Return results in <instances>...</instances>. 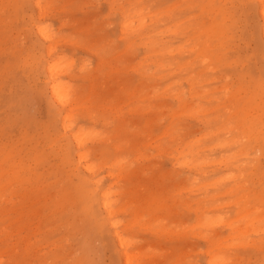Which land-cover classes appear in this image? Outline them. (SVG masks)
Segmentation results:
<instances>
[{
    "label": "rangeland",
    "instance_id": "1",
    "mask_svg": "<svg viewBox=\"0 0 264 264\" xmlns=\"http://www.w3.org/2000/svg\"><path fill=\"white\" fill-rule=\"evenodd\" d=\"M45 1L49 5V18L46 17L43 22L44 24L50 23L49 27L51 26L50 28L53 31L56 28L54 33L61 38L56 53H65V58L71 59L70 61L75 63L72 66L75 77L71 82L81 93V99L83 98L81 104L86 112L85 116L78 117L76 122L80 126H86L85 130L95 131L94 134L97 133L96 136L100 138L99 142L90 144V146L94 145L93 148H98L94 151L92 157L95 162L105 165L101 164L102 167L100 168L102 169L95 173V178L97 176L99 178L98 186L92 188L90 185V188L97 193L103 190H112L110 198L114 202L113 209L115 210L113 220L117 218L115 221L118 222V229L128 238L129 244L131 243L129 251L133 253L138 250L137 253L140 254L137 255L136 259L138 264H207L206 260L209 257L207 250L209 249L213 251L215 257H219L220 254V258L221 256L222 259L224 258V264H264V233H261V229H264V141L261 140V143L252 142L248 136L249 126L254 125L255 128L258 126V129L263 126L256 119L263 111L262 104H264V101L258 94L254 95L253 103L245 104L247 101L245 92L243 89H238L241 85H249L252 78L263 77L264 41L259 31L261 23L257 5L259 0H211L210 6L205 4L207 0H169L170 2L168 0H141L142 2L140 0ZM61 3L64 6H60ZM0 5V139L3 143L15 141L21 150L24 148L33 151V146L36 145L42 152L41 157L38 159L34 158V154H31L29 158L24 156L25 168H21L20 172L26 180L32 178V185H29L28 182L14 183L15 186L11 191L6 189L10 188L6 184L0 187V189H3L5 200L0 201V264H28V262L29 264H124L119 247L112 238V228L107 222L101 233L93 227L95 224L90 227L86 223L87 220L92 222L93 218L87 219L74 206L62 203V201L61 204L58 202L57 196L61 190L76 185L79 176H88V174L80 167L75 171L74 164L63 161L57 153V143L52 142L57 133H54L53 126L50 127L49 125L48 105L43 91L44 73L34 63L35 58L37 59L39 54L43 52L38 47H32V52L29 48L30 43L36 39L34 34H31L33 33L31 24L37 17V11L33 9L30 1L25 0H0ZM55 5L56 8L53 7ZM128 8L130 9L128 10ZM133 8H136V10L143 9L142 13L138 15L147 17L145 28L142 32L134 31L135 33L132 32V34L128 30V33L122 34L121 23L124 12L133 11L136 13L137 11ZM150 13L159 17H156L157 19L155 17L148 18L147 15H151ZM63 17L68 20L65 21ZM217 23H222L225 26L221 31L222 42L212 34L215 31L209 33V35L211 43L217 44L218 56L221 59H217L215 56L202 57L198 50L203 47L205 35L203 37L197 35L199 29L203 27L206 30L211 25L215 28ZM6 24L10 25L9 28ZM82 27L84 30H82ZM171 27L175 29V33H172L173 29ZM1 28H3V31ZM147 35H152L159 41L152 49H150L151 44H145ZM63 39L67 41H63ZM71 40L74 42L72 43ZM65 42H68V45ZM161 47L164 50H161ZM181 47L182 49H180ZM131 53L132 55H130ZM106 54L109 55L106 57ZM143 54L145 57H143ZM133 62L135 64H131ZM187 64L188 66H186ZM171 65L172 69L170 68ZM170 72L171 75H169ZM39 74L42 76H39ZM190 85L191 87L188 88ZM225 85H228V90L224 87ZM215 86L220 89L217 90ZM146 96H149L150 99ZM159 102L160 104H158ZM139 105L141 106L139 107ZM107 107H110V109ZM200 111H204L205 114ZM176 119L178 120L176 121ZM176 123H179L180 128ZM188 123L189 125H187ZM184 126L190 130H186ZM103 131L106 133V137ZM262 131H264V128H262ZM123 132L124 134H122ZM184 133L186 136H184ZM196 135L198 138L195 140ZM202 135L204 136L202 137ZM150 141L153 142L148 145L147 143ZM115 143L117 144L115 145ZM188 143L193 145V152L198 151V154L202 156L199 160H203V163L198 172L182 166L183 164L180 163L181 158L179 162L173 158V156H177L178 149L186 151L184 147ZM117 161L120 164L119 170L123 169L120 181L114 176L109 177L107 175L109 168L106 167L108 164ZM209 162H212L213 165ZM251 171H254V173ZM185 174L186 176H184ZM215 179H219V181H215ZM31 187H34L37 191V194L33 197L28 196L29 192H25ZM189 188H192L190 189L191 192ZM24 195L27 196L23 198ZM121 205L124 206V209ZM212 207L214 208L211 209ZM95 208L96 206L93 209ZM95 211L102 212L99 208ZM45 213L47 216L49 214H55V216L45 220ZM243 213L244 215H240ZM220 214H222L221 218ZM238 218L239 220H237ZM255 218L257 219L254 220ZM226 221L227 224H225ZM215 222L219 223L213 224ZM220 223L221 225H219ZM131 224L132 226H130ZM143 226H146L144 227L146 229ZM257 229L258 232L253 234L252 231ZM44 244H47V246H44ZM238 244L241 246H238ZM42 251L43 254H41ZM5 253L6 255H4ZM187 261L190 262L187 263ZM219 264L223 263L220 262Z\"/></svg>",
    "mask_w": 264,
    "mask_h": 264
},
{
    "label": "bare ground",
    "instance_id": "2",
    "mask_svg": "<svg viewBox=\"0 0 264 264\" xmlns=\"http://www.w3.org/2000/svg\"><path fill=\"white\" fill-rule=\"evenodd\" d=\"M6 1V0H5ZM25 1H30L31 3H32V6H33V9H35L36 11H37V17L35 18V20H33L32 21V24H31V30L33 31V33H31V34H34V36H35V38L37 39H35L34 41H32L31 43H30V45H29V48H30V51L32 52V47L34 48V47H38V48H40L41 50H42V54H39V57H37V59L35 58V60H34V63L37 65V67L38 68H40L41 69V71L44 73V85H43V91H44V95H45V98H46V102H47V105H48V116H49V119H50V121H49V125H50V127H52L53 126V129H54V133H57V135H56V137L53 139V141L52 142H55V143H57V153H59V155L61 156V159L63 160V161H67V162H71L72 164H74V168H75V171H77V168L78 167H80V168H82L83 169V171H85L87 174H88V176H79V180H78V183L76 184V185H72L70 188H67V189H63V190H61L60 191V193L58 194V196H57V198H58V202L61 204V201H62V203H67V205H71V206H74L75 208H77L78 210H80L81 211V214H82V216H84V217H86L87 219H89V218H93V221L91 222L90 220H87L86 221V223L91 227L93 224H95V225H93V227L97 230V231H101V233L103 232V227H104V225L106 224V222H107V224H109V226L112 228V230H111V233H112V238H113V240L115 241V244L119 247V252H120V255H121V257H123V263L124 264H138V262H137V255L139 254V253H137V251L138 250H135L133 253H131L130 251H129V245L131 244H129V241H128V238H126L123 234H122V232L118 229V222L117 221H115V220H113V217L115 216V210L113 209V204H114V202H113V200H111V191L110 190H103V191H101V192H99V193H97L94 189H92V188H95L96 186H98V180H99V178H95V173L97 172V171H99L100 169H102V168H100V167H102V165H105V164H99V163H97V162H95L94 160H93V154H94V151L95 150H98V148H93V146L94 145H91L90 146V144H92V143H96V142H99L100 141V138H98L97 136H96V134H94L95 133V131H93V132H91V131H88V130H85V127L86 126H84L83 125V123H86V122H83L82 123V125L83 126H80V125H78L77 124V122L76 121H78L77 120V118L78 117H83V116H85V114H86V112L84 111V108H83V105L81 104V100L83 99H81V93L78 91V89L75 87V86H73V84H72V82H71V80L75 77V73L73 72V70H72V66H73V64H75L74 62H72V61H70L71 59H66L65 57V53L64 54H57L56 52H58L57 51V46H59V44L61 43L60 42V40H61V38L60 37H58L55 33H54V31H55V29H54V31L49 27V24L50 23H48V24H44V22H43V20L46 18V17H48V7H49V5H48V3H47V1H45V0H25ZM52 1V0H51ZM73 1V0H72ZM79 1V0H78ZM109 1V0H108ZM127 1V0H126ZM158 1V0H157ZM161 1V0H160ZM169 1V0H168ZM106 2V1H105ZM121 2H123V1H121ZM133 2V1H132ZM135 2V1H134ZM140 2H142L141 0H140ZM170 2V1H169ZM175 2V1H174ZM179 2V1H178ZM177 2V3H178ZM181 2V1H180ZM194 2H197V1H194ZM211 2V0H207L206 1V5H209L210 6V4L212 3H210ZM74 3V2H73ZM112 4H113V2H111ZM111 3H110V5H111ZM118 3H120V2H118ZM129 3V2H128ZM148 3V2H147ZM154 3V2H153ZM167 3V2H166ZM165 3V4H166ZM5 4V3H4ZM57 4V3H56ZM65 4V3H64ZM70 4V3H69ZM97 4V3H96ZM104 4H106V3H104ZM132 4V3H131ZM134 4V3H133ZM136 4H138V3H136ZM164 4V6H166ZM26 5V4H25ZM54 5V4H53ZM61 5H63L62 3L60 4V6ZM71 5V4H70ZM120 5V4H119ZM138 5H140V4H138ZM142 6H143V4H141ZM174 5V4H173ZM187 5V4H186ZM190 5H192V4H190ZM240 5V4H239ZM258 5V15H259V17H260V19H261V23H260V25H259V31H260V35H261V37H262V39H263V41H264V0H259V4H257ZM1 6V5H0ZM10 6V5H9ZM64 6V5H63ZM73 6V5H72ZM130 6V5H129ZM137 6V5H136ZM144 6H145V4H144ZM176 6V5H175ZM188 6V5H187ZM16 7H18V6H16ZM26 7H28V6H26ZM51 7H52V5H51ZM53 7H55L56 8V5L55 6H53ZM58 7V6H57ZM120 7V6H119ZM131 7H132V5H131ZM141 7V6H140ZM152 7V6H151ZM173 7V6H172ZM203 7V6H202ZM54 8V9H55ZM62 8V7H61ZM73 8V7H72ZM71 8V9H72ZM108 8V7H107ZM137 8V7H136ZM136 8H133V10L135 9L136 10ZM154 8V7H153ZM165 8H167V6L165 7ZM164 8V9H165ZM184 8V7H183ZM3 9V8H2ZM52 9V8H51ZM58 9V8H57ZM130 8H128V10H129ZM160 9V8H159ZM163 9V8H162ZM168 9H169V7H168ZM172 8H171V6H170V10H171ZM179 9H181V8H179ZM60 10V9H59ZM63 10V9H62ZM61 10V11H62ZM66 10V9H65ZM124 10V9H123ZM149 10V9H148ZM158 10V9H157ZM60 11V12H61ZM109 11V10H108ZM107 11V12H108ZM111 11V10H110ZM137 12L136 13H134L133 11H125L124 12V16H123V21H122V23H121V32H122V34H124V33H128L127 31L128 30H130L131 31V33L132 32H142L143 30H144V28H145V23H146V19H147V17H144V16H141V15H138V14H141L142 13V11H143V9H138V10H136ZM154 11V10H153ZM23 12V11H22ZM54 12V11H53ZM62 12H64V11H62ZM157 12V11H156ZM158 12H160V11H158ZM165 12V11H164ZM9 13V12H8ZM13 13V12H12ZM33 14H34V11L32 12ZM65 13V12H64ZM67 13V12H66ZM121 13V12H120ZM119 13V14H120ZM149 13V12H148ZM55 14V13H54ZM151 14V13H150ZM4 15V14H3ZM22 15V14H21ZM35 15H36V13H35ZM108 15V14H107ZM116 15H117V13H116ZM115 15V16H116ZM142 15H144V14H142ZM166 15H167V13H166ZM54 16V15H53ZM52 16V17H53ZM56 16V15H55ZM147 16H149L148 18H153V17H157L155 14H151V15H147ZM67 17H68V15H67ZM118 17V16H117ZM116 17V18H117ZM159 17V16H158ZM157 17V18H158ZM188 17V16H187ZM190 17V16H189ZM49 18V17H48ZM64 18V20H65V17H63ZM156 18V19H157ZM184 18H186V17H184ZM191 18V17H190ZM189 18V19H190ZM193 18V17H192ZM1 19V18H0ZM18 19V18H17ZM73 19V18H72ZM120 19V18H119ZM183 19V18H182ZM257 19V18H256ZM259 19V20H260ZM22 20H23V18H22ZM68 19H66L65 21H67ZM187 20V19H186ZM24 21V20H23ZM53 21H55V20H53ZM153 21V20H152ZM151 21V22H152ZM19 22V21H18ZM26 22V21H25ZM46 22V21H45ZM113 22V21H112ZM112 22H110V23H112ZM116 22V21H115ZM115 22H114V24H115ZM118 22V21H117ZM181 22V21H180ZM239 22V21H238ZM8 23H10V22H8ZM27 23V22H26ZM62 23V22H61ZM67 23H69V22H67ZM86 23V22H85ZM91 23H93V22H91ZM161 23H163V22H161ZM212 23V22H211ZM12 24V23H11ZM56 24V23H55ZM65 24H66V22H65ZM75 24V23H74ZM213 24V23H212ZM7 25V24H6ZM16 25V24H15ZM59 25H60V23H59ZM83 25H84V23H83ZM8 26V25H7ZM10 26V25H9ZM9 26H8V28H9ZM90 26V25H89ZM109 26V25H108ZM175 26H176V24H175ZM174 26V27H175ZM24 27H28V26H24ZM30 27V26H29ZM66 27H68V26H66ZM70 27V26H69ZM71 27H72V25H71ZM74 27H76L75 25H74ZM113 27V26H112ZM169 27V26H168ZM224 24H222V23H217V24H215V28H214V26L213 25H211V27H209L208 29H206L205 30V28L203 29V27L202 28H198L199 29V32H198V34L197 35H199L200 37H203L204 35H205V38L203 39V47L202 48H200L199 50H198V52H199V54L202 56V57H211V56H215L217 59H221V57H219L218 56V54H219V50H217V48H216V46H217V44L216 43H211V40H210V35H209V33H211V32H213V31H215L214 33H212L213 35H215V37L216 38H218V39H220L221 40V42H222V37H221V35H222V30L224 29ZM22 28V27H21ZM61 28V27H60ZM80 28V27H79ZM151 28V27H150ZM170 28V27H169ZM172 28V27H171ZM2 29V31H3V28H1ZM5 29V28H4ZM11 29H13V28H11ZM58 29H59V27H58ZM76 29V28H75ZM95 29H96V27H95ZM99 29V28H98ZM156 29V28H155ZM161 29H163V28H161ZM173 29V28H172ZM16 30V29H15ZM21 30V29H20ZM82 30H84L83 29V27H82ZM150 30V29H149ZM11 31V30H10ZM68 31V30H67ZM94 31V30H93ZM92 31V32H93ZM102 30L100 29V32H101ZM119 31V30H118ZM129 31V32H130ZM158 31H160V30H158ZM157 31V32H158ZM162 32H163V30H161ZM184 31V30H183ZM187 31V30H186ZM218 31H220L219 33H217ZM6 32V31H5ZM19 32V31H18ZM24 32V31H23ZM66 32V31H65ZM80 32V31H79ZM120 32V31H119ZM120 32V33H121ZM134 32V33H135ZM156 32V31H155ZM172 32V31H171ZM246 32V31H245ZM244 32V33H245ZM248 32V31H247ZM9 33V32H8ZM57 33V32H56ZM61 33V32H60ZM94 33H95V31H94ZM93 33V34H94ZM148 33V32H147ZM152 33V32H151ZM167 33H168V31H167ZM172 33H175V29H173V32ZM201 33V34H200ZM30 34V33H29ZM62 34H63V32H62ZM87 34V33H86ZM91 34V33H90ZM121 34V35H122ZM133 34V33H132ZM141 34V33H140ZM164 34V33H163ZM166 34V33H165ZM61 35V34H60ZM149 35V34H148ZM147 35V36H148ZM162 35V34H161ZM16 36V35H15ZM122 36H124V35H122ZM29 37V36H28ZM31 37H32V35H31ZM125 37V36H124ZM145 37V36H144ZM246 37V36H245ZM66 38V37H65ZM244 38V37H243ZM33 39V38H32ZM67 39V38H66ZM66 39H63V41H65ZM140 39V38H139ZM69 40V39H68ZM88 40H90V39H88ZM112 40V39H111ZM120 40V39H119ZM146 40V41H145ZM145 44H151V47H150V49H152V47L156 44V43H158L159 41H157L155 38H154V36H148V37H146L145 38ZM67 41V40H66ZM72 41V43L75 41V39H74V41L73 40H71ZM91 41V40H90ZM106 41V40H105ZM130 41V40H129ZM236 41V40H235ZM18 42H19V40H18ZM60 42V43H59ZM107 42V41H106ZM109 42V41H108ZM132 42V41H131ZM65 43H67V45H68V42H65ZM78 43H79V41H78ZM84 43H86L85 41H84ZM102 43H104V42H102ZM101 43V44H102ZM113 43V42H112ZM64 44V43H63ZM76 44V43H75ZM114 44V43H113ZM165 44H166V42H165ZM197 44V43H196ZM199 44V43H198ZM255 44V43H254ZM73 45V44H72ZM71 45V46H72ZM77 45V44H76ZM109 45V44H108ZM131 45V44H130ZM129 45V46H130ZM136 45V44H135ZM170 45V44H169ZM1 46V45H0ZM5 46H8V45H5ZM70 46V45H69ZM70 46V47H71ZM74 46V45H73ZM80 46V45H79ZM92 46V45H91ZM104 46V45H103ZM110 46V45H109ZM108 46V47H109ZM113 46V45H112ZM180 46V45H179ZM24 47V46H23ZM77 47H78V45H77ZM82 47V46H81ZM90 47V46H89ZM114 47V46H113ZM123 47H125V46H123ZM126 47H128V46H126ZM143 47V46H142ZM194 47V46H193ZM193 47H191V48H193ZM254 47V46H253ZM63 48V47H62ZM61 48V49H62ZM79 48V47H78ZM98 48V47H97ZM134 48V47H133ZM166 48V47H165ZM170 48V47H169ZM252 48V47H251ZM254 48H256V47H254ZM4 49V48H3ZM36 49V48H35ZM34 49V50H35ZM65 49V48H64ZM115 49V48H114ZM167 49V48H166ZM172 49H173V47H172ZM172 49H170V51H172ZM180 49H182V47L180 48ZM245 49V48H244ZM38 50V49H37ZM84 50V49H83ZM90 50V49H89ZM116 50V49H115ZM123 50V49H122ZM126 50V49H125ZM135 50H137V49H135ZM138 50H140V49H138ZM161 50H164V49H162V47H161ZM183 50H185V49H183ZM187 50V49H186ZM217 50V51H216ZM17 51V50H16ZM40 51V50H39ZM67 51H70V50H67ZM155 51H156V49H155ZM170 51L168 50V52L170 53ZM246 51V50H245ZM255 51V50H254ZM28 52V51H27ZM38 52V51H37ZM75 52H77V50H75ZM82 52V51H81ZM113 52H114V50H113ZM112 52V53H113ZM118 52V51H117ZM137 52V51H136ZM135 52V53H136ZM141 52V51H140ZM164 52V51H163ZM173 52H176V51H173ZM14 53V52H13ZM18 53V52H17ZM16 53V54H17ZM26 53V52H25ZM24 53V54H25ZM60 53V52H59ZM62 53V52H61ZM94 53V52H93ZM111 53V52H110ZM120 53V52H119ZM138 53V52H137ZM136 53V54H137ZM143 53V52H142ZM152 53V52H151ZM167 53V52H166ZM88 54V53H87ZM90 54V53H89ZM92 54V53H91ZM127 54H129V53H127ZM156 54V53H155ZM158 54V53H157ZM162 54V53H161ZM168 54V53H167ZM172 54H174V53H172ZM171 54V55H172ZM23 55V54H22ZM95 55V54H94ZM109 55V54H108ZM107 54H106V57L108 56ZM113 55V54H112ZM111 55V56H112ZM130 55H132V53L130 54ZM129 55V56H130ZM146 55V54H145ZM151 55V54H150ZM14 56V55H13ZM32 56V55H31ZM71 56V55H70ZM110 56V57H111ZM124 56V55H123ZM134 56V55H133ZM137 56V55H136ZM147 56H148V54H147ZM2 57V56H1ZM23 57V56H22ZM30 57V56H29ZM93 57V56H92ZM124 57H126V56H124ZM143 57H145L144 56V54H143ZM7 58V57H6ZM11 58V57H10ZM21 58V57H20ZM68 58V57H67ZM73 58V57H72ZM112 58V57H111ZM132 58V57H131ZM1 59H3V58H1ZM74 59V58H73ZM72 59V60H73ZM100 59V58H99ZM129 59V58H128ZM144 59V58H143ZM22 60V59H21ZM67 60H69L70 62H68ZM75 60H76V57H75ZM74 60V61H75ZM85 60V59H84ZM132 60V59H131ZM133 60H135V59H133ZM152 60V59H151ZM193 60V59H192ZM1 61V60H0ZM2 61H4V60H2ZM100 61H102L101 59H100ZM100 61H99V63H100ZM114 61V60H113ZM14 62V61H13ZM17 62H20V61H17ZM138 62V61H137ZM150 62V61H149ZM2 63V62H1ZM82 63H86V62H82ZM124 63V62H123ZM128 63H130V62H128ZM143 63V62H142ZM153 63V62H152ZM187 63V62H186ZM251 63V62H250ZM258 63V62H257ZM101 64V63H100ZM131 64H135L134 62L133 63H131ZM148 64V63H147ZM163 64V63H162ZM125 65V64H124ZM130 65V64H129ZM158 65V64H157ZM169 65V64H168ZM182 65V64H181ZM194 65V64H193ZM245 65V64H244ZM253 65V64H252ZM255 65V64H254ZM90 66V64L88 65V67ZM100 66V65H99ZM128 66V65H127ZM148 66V65H147ZM186 66H188V64L186 65ZM192 66V65H191ZM256 66V65H255ZM254 66V67H255ZM75 67H76V65H75ZM74 67V68H75ZM119 68H120V66H118ZM122 67V66H121ZM125 67V66H124ZM133 67V66H132ZM136 67V66H135ZM139 67V66H138ZM149 67V66H148ZM167 67V66H166ZM181 67V66H180ZM179 67V68H180ZM81 68V67H80ZM100 68V67H99ZM152 68V67H151ZM171 69H172V65H171V67H170ZM39 69V70H40ZM95 69V68H94ZM116 69V68H115ZM143 69H144V67H143ZM153 69V68H152ZM156 69V68H155ZM206 69H207V67H206ZM38 70V71H39ZM76 70V69H75ZM74 70V71H75ZM85 70V69H84ZM119 70V69H118ZM120 70H122V69H120ZM130 70H131V67H130ZM135 70V69H134ZM137 70V69H136ZM150 70V69H149ZM177 70V69H176ZM24 71V70H23ZM35 71V70H34ZM33 71V72H34ZM80 71V70H79ZM146 71V70H145ZM151 71V70H150ZM155 71V70H154ZM153 71V72H154ZM167 71V70H166ZM169 71V70H168ZM76 72V71H75ZM117 72V71H116ZM152 72V73H153ZM161 72V71H160ZM231 72V71H230ZM256 72V71H255ZM17 73V72H16ZM109 73V72H108ZM173 73V72H172ZM32 74H34V73H32ZM169 74V73H168ZM256 74H258V73H256ZM93 75V74H92ZM147 75V74H146ZM150 75V74H149ZM169 75H171V72H170V74ZM192 75V74H191ZM39 76H42V75H40L39 74ZM95 77H96V75H94ZM93 76V77H94ZM107 76V75H106ZM141 76V75H140ZM145 76V75H144ZM161 76V75H160ZM197 76H198V74H197ZM257 76V75H256ZM35 77H36V75H35ZM38 77V76H37ZM80 77H82V76H80ZM121 77V76H120ZM154 77H155V75H154ZM157 78H158V75L156 76ZM15 78V77H14ZM41 78V77H40ZM130 78V77H129ZM212 78H214V77H212ZM251 78V77H250ZM15 79H17V78H15ZM32 79V78H31ZM35 79V78H34ZM39 79V78H38ZM42 79V78H41ZM92 79V78H91ZM215 79V78H214ZM263 79V80H262ZM28 80H29V78H28ZM37 80V79H36ZM176 80V79H175ZM210 80V79H209ZM8 81V80H7ZM16 81V80H15ZM43 81V80H42ZM104 81V80H103ZM109 81V80H108ZM171 81H173V80H171ZM178 81V80H177ZM185 81V80H184ZM212 81V80H211ZM11 82V81H10ZM30 82V81H29ZM41 82V81H40ZM97 83H98V81H96ZM170 82V81H169ZM178 82H180V81H178ZM190 82V81H189ZM189 82H188V84H189ZM2 83V82H1ZM24 83V82H23ZM31 83V82H30ZM29 83V84H30ZM143 83V82H142ZM155 83V82H154ZM200 83V82H199ZM202 83H204V82H202ZM84 84H85V82H84ZM96 84V83H95ZM103 84H105V83H103ZM120 84V83H119ZM123 84V83H122ZM148 84V83H147ZM156 84V83H155ZM169 84V83H168ZM180 84H182V83H180ZM97 85V84H96ZM145 85V84H144ZM165 85V84H164ZM173 85V84H172ZM193 85V84H192ZM196 85H197V83H196ZM199 85V84H198ZM9 86V85H8ZM14 86V85H13ZM16 86H18V85H16ZM31 86V85H30ZM35 86V85H34ZM94 86V85H93ZM99 86V85H98ZM104 86V85H103ZM152 86H154V85H152ZM169 86V85H168ZM185 86V85H184ZM217 86V85H216ZM216 86H215V88H216ZM228 86V85H227ZM226 85L224 86V87H226L227 88V90H228V87H227ZM28 87V86H27ZM97 87V86H96ZM161 87V86H160ZM175 87H176V84H175ZM178 87V86H177ZM191 87V85L190 86H188V88H190ZM19 88V87H18ZM33 88V87H32ZM89 88V87H88ZM138 88V87H137ZM142 88V87H141ZM140 88V89H141ZM155 88H156V86H155ZM178 88H181V87H178ZM206 88V87H205ZM223 88V87H222ZM221 88V89H222ZM27 89V88H26ZM82 89V88H81ZM90 89V88H89ZM97 89H98V87H97ZM97 89H96V92H97ZM166 89H167V87H166ZM201 89H203V88H201ZM200 89V90H201ZM217 90L218 89H220V88H216ZM238 89H243V91L245 92V96L247 97V101L245 102V104H250V103H253V101H254V95H260L261 96V99H262V101H264V68H263V77L262 76H260L258 79L256 78V79H254V78H252V80H251V82H250V84L249 85H246V86H243V85H241V86H239L238 87ZM5 90V89H4ZM3 90V91H4ZM7 90V89H6ZM13 90H15V89H13ZM17 90V89H16ZM177 90H179V89H177ZM187 90V89H186ZM225 90V89H224ZM36 91V90H35ZM34 91V92H35ZM92 91H94V90H92ZM168 91V90H167ZM189 91H190V89H189ZM215 91V90H214ZM82 92H83V90H82ZM144 92V91H143ZM142 92V93H143ZM156 92H158L157 90H156ZM177 92V91H176ZM210 92H212V91H210ZM38 93V92H37ZM132 93V92H131ZM174 93V92H173ZM179 93V92H178ZM201 93V92H200ZM199 93V94H200ZM204 93H206V92H204ZM83 94V93H82ZM172 94V93H171ZM177 94V93H176ZM90 95V94H89ZM92 95V94H91ZM132 95V94H131ZM141 95V94H140ZM146 95V94H145ZM148 95V94H147ZM150 95V94H149ZM152 95V94H151ZM150 95V96H151ZM165 95V94H164ZM167 95V94H166ZM178 95V94H177ZM203 95V94H202ZM201 95V96H202ZM40 96H42V95H40ZM84 96V95H83ZM86 96V95H85ZM163 96V95H162ZM168 96V95H167ZM194 96V95H193ZM21 97H23V96H21ZM128 97H130V96H128ZM146 97H149V96H146ZM178 97V96H177ZM176 97V98H177ZM179 97H181V96H179ZM188 97V96H187ZM263 97V98H262ZM19 98V97H18ZM88 98H89V96H88ZM87 98V99H88ZM127 98V97H126ZM137 98V97H136ZM139 98V97H138ZM175 98V99H176ZM189 98V97H188ZM7 99V98H6ZM144 99V98H143ZM149 99H150V97H149ZM148 99V100H149ZM191 99V98H190ZM201 99V98H200ZM207 99V98H206ZM210 99V98H209ZM212 99V98H211ZM219 99V98H218ZM228 99V98H227ZM9 100V99H8ZM84 100H86V99H84ZM83 100V101H84ZM106 100V99H105ZM121 100V99H120ZM132 100V99H131ZM140 100H141V98H140ZM177 100V99H176ZM208 100V99H207ZM216 100V99H215ZM108 101V100H107ZM224 101V100H223ZM17 102V101H16ZM90 102V101H89ZM233 102V101H232ZM45 103V102H44ZM126 103H127V101H126ZM150 101H149V105H150ZM162 103V102H161ZM199 103V102H198ZM197 103V104H198ZM86 104V103H85ZM154 104V103H153ZM158 104H160V102L158 103ZM192 104V103H191ZM196 104V105H197ZM215 104V103H214ZM87 105V104H86ZM102 105V104H101ZM126 105V104H125ZM124 105V106H125ZM137 105V104H136ZM187 105V104H186ZM200 105H201V102H200ZM99 106V105H98ZM104 106H106V105H104ZM141 105H139V107H140ZM148 106V105H147ZM151 106V105H150ZM154 106V105H153ZM192 106V105H191ZM209 106V105H208ZM211 106H213V105H211ZM210 106V107H211ZM218 106V105H217ZM115 107V106H114ZM193 107H195V106H193ZM225 107V106H224ZM106 108V107H105ZM107 108H109L110 109V107H107ZM118 108V107H117ZM116 108V109H117ZM128 108V107H127ZM184 108V107H183ZM182 108V109H183ZM208 108V107H207ZM218 108V107H217ZM101 109V108H100ZM150 109V108H149ZM160 109V108H159ZM163 109V108H162ZM192 109V108H191ZM262 109H263V111H262V113L261 114H259L260 116H259V118H257L256 120H257V122L258 123H260L261 125H263L262 126V128H264V104H262ZM86 110V109H85ZM118 110V109H117ZM128 110V109H127ZM151 110V109H150ZM225 110H227V109H225ZM109 111V110H108ZM129 111H131V110H129ZM136 111V110H135ZM140 111V110H139ZM153 111H155V110H153ZM105 112H106V110H105ZM120 112V111H119ZM145 112V111H144ZM164 112V111H163ZM182 112V111H181ZM199 112V111H198ZM201 112V111H200ZM204 112V111H203ZM203 112H201V113H203ZM251 112V111H250ZM113 113V112H112ZM111 113V114H112ZM115 113V112H114ZM128 113H131V112H128ZM137 114H138V112H136ZM175 113V112H174ZM180 113V112H179ZM179 113H177V114H179ZM200 113V114H201ZM88 114V113H87ZM90 115H91V113H89ZM94 114V113H93ZM117 114V113H116ZM142 114V113H141ZM199 114V113H198ZM197 114V115H198ZM203 114H205V113H203ZM207 114V113H206ZM89 115V116H90ZM113 115V114H112ZM122 115V114H121ZM149 115V114H148ZM171 115V114H170ZM174 115V114H173ZM180 115V114H179ZM193 115V114H192ZM197 115H196V117H197ZM114 116V115H113ZM152 116H153V114H152ZM163 116V115H162ZM178 116V115H177ZM187 116H188V114H187ZM161 117V116H160ZM172 117V116H171ZM174 117V116H173ZM179 117V116H178ZM191 118H192V116H190ZM195 117V116H194ZM204 117V116H203ZM89 118V117H88ZM119 118V117H118ZM125 118V117H124ZM127 118V117H126ZM130 118V117H129ZM155 118V117H154ZM199 118V117H198ZM121 119V118H120ZM131 119V118H130ZM173 119V118H172ZM221 119H222V117H221ZM220 119V120H221ZM156 120H159V119H156ZM162 120V119H161ZM170 120V119H169ZM178 119H176V121H177ZM85 121V120H84ZM110 121V120H109ZM136 121V120H135ZM171 121V120H170ZM174 121V120H173ZM179 121H181V120H179ZM187 121V120H186ZM205 121H207L206 119H205ZM151 122V121H150ZM159 122H161V121H159ZM162 122H163V120H162ZM183 122V121H182ZM98 123V122H97ZM104 123V122H103ZM120 123V122H119ZM126 123V122H125ZM124 123V124H125ZM171 123H172V121H171ZM184 123H185V121H184ZM105 124V123H104ZM109 124V123H108ZM157 124V123H156ZM173 124V123H172ZM177 124V123H176ZM175 124V125H176ZM183 124V123H182ZM181 124V125H182ZM46 125V124H45ZM99 125V124H98ZM123 125V124H122ZM171 125V124H170ZM178 125V127H179V123L177 124ZM180 125V126H181ZM187 125H189V123L187 124ZM34 126V125H33ZM88 126V125H87ZM107 126V125H106ZM115 126V125H114ZM147 126V125H146ZM172 126H174V125H172ZM84 127V128H83ZM122 127V126H121ZM154 127V126H153ZM186 126H184V128H185ZM225 127V126H224ZM223 127V128H224ZM34 128H35V126H34ZM46 128V127H45ZM91 128V127H90ZM101 128V127H100ZM124 128V127H123ZM180 128V127H179ZM237 128V127H236ZM262 128H260V129H258V126H257V128H255L254 127V125H252V126H249V133H248V136H249V138H250V140L252 141V142H254V141H257L258 143H261L260 141L262 140V141H264V131H262ZM88 129V128H87ZM95 129H97V128H95ZM129 129V128H128ZM167 129V128H166ZM182 129V128H181ZM186 130H190V129H187V128H185ZM195 129V128H194ZM200 129V128H199ZM92 130H93V128H92ZM117 130V129H116ZM137 130V129H136ZM177 130V129H176ZM179 130V129H178ZM193 130V129H192ZM195 130H197V129H195ZM230 130V129H229ZM228 130V131H229ZM31 131V130H30ZM45 131V130H44ZM135 131V130H134ZM168 131V130H167ZM212 131V130H211ZM104 132V131H103ZM132 132V131H131ZM176 132H178V131H176ZM181 132L183 133V131L181 130ZM226 132V131H225ZM105 133V132H104ZM126 133V132H125ZM159 133H160V131H159ZM171 133V132H170ZM41 134V133H40ZM100 134H102V133H100ZM122 134H124V132L122 133ZM127 134V133H126ZM143 134V133H142ZM167 134V133H166ZM180 134V133H179ZM185 134V133H184ZM183 134V135H184ZM213 134V133H212ZM215 134V133H214ZM108 135V134H107ZM114 135V134H113ZM118 135V134H117ZM138 135V134H137ZM160 135V134H159ZM211 135V134H210ZM263 137H262V136ZM45 136V135H44ZM109 136V135H108ZM116 136V135H115ZM114 136V137H115ZM125 136V135H124ZM173 136V135H172ZM176 136V135H175ZM184 136H186V134L184 135ZM188 136V135H187ZM198 136H200V135H198ZM204 135H202V137H203ZM209 136V135H208ZM105 137H106V133H105ZM161 137H162V135H161ZM177 137V136H176ZM180 137V136H179ZM207 137V136H206ZM153 138V137H152ZM159 138V137H158ZM198 137H197V135H196V138H194L195 140L197 139ZM239 138V137H238ZM108 139V138H107ZM156 139H157V137H156ZM180 139H182V138H180ZM193 139V138H192ZM235 139V138H234ZM101 140H103V139H101ZM154 140H155V138H154ZM153 140V141H154ZM166 140V139H165ZM168 140V139H167ZM194 140V141H195ZM225 140H227V139H225ZM236 140H238V139H236ZM108 141V140H107ZM153 141H150L149 143H147L148 145L151 143V142H153ZM173 141V140H172ZM171 141V142H172ZM176 141V140H175ZM179 141V140H178ZM178 141H177V143H178ZM198 141V140H197ZM235 141V140H234ZM239 141V140H238ZM106 142V141H105ZM109 142V141H108ZM170 142V143H171ZM182 142V141H181ZM220 142V141H219ZM218 142V143H219ZM232 142V141H231ZM23 143V142H22ZM118 143H119V141H118ZM128 143V142H127ZM126 143V144H127ZM173 143V142H172ZM216 143V142H215ZM117 143H115V145H116ZM143 144V143H142ZM157 144V143H156ZM192 144H193V142H192ZM192 144H190V143H188V144H186V146L184 147L185 149H186V151H184V149H178V152H177V156H173V158H175L176 160H178V162H179V160H180V158H181V161H180V163L181 164H183L182 166H184V167H186V168H188L189 170H194L195 172H198V171H200V166H202L201 164L203 163V160H199V159H201L202 158V156L201 155H199L198 154V151H194L193 152V145ZM158 145V144H157ZM184 145V144H183ZM209 145V144H208ZM247 145V144H246ZM153 146H155V145H153ZM152 146V147H153ZM170 146H172V145H170ZM196 146V145H195ZM213 146V145H212ZM211 146V147H212ZM218 146V145H217ZM226 146V145H225ZM36 147V145H34L33 146V148H34V150L33 151H29V149H19V147H18V144L15 142V141H12V142H9V143H3V142H1V139H0V187L1 186H4V184H6V185H8V187H10V188H6V189H8V191H11V190H13V186H15V185H13L14 183H25V182H28L29 183V185H32V178H29L28 180H26V178H25V176L24 175H22V173L20 172L21 171V168H25V159H24V156L25 157H27L28 156V158H29V156L31 155V154H34V158L35 159H38V158H40L41 157V154H42V152H40V149L39 148H35ZM48 147V146H47ZM46 147V148H47ZM113 147H115L114 145H113ZM118 147H120V146H118ZM146 147H147V145H146ZM175 147V146H174ZM224 147V146H223ZM115 148H117V147H115ZM163 148V147H162ZM203 148V147H202ZM215 148V147H214ZM118 149V148H117ZM159 149V148H158ZM174 149V148H173ZM198 149V148H197ZM205 149V148H204ZM208 149V148H207ZM177 150V149H176ZM180 150V151H179ZM195 150V149H194ZM203 150V149H202ZM117 151V150H116ZM160 151V150H159ZM169 152V151H168ZM233 152V151H232ZM142 153V152H141ZM151 153V152H150ZM248 153V152H247ZM233 154V153H232ZM148 155V154H147ZM229 156H230V154H228ZM242 155V154H241ZM261 155V154H260ZM116 156V155H115ZM155 156V155H154ZM170 156H171V154H170ZM128 157V156H127ZM142 157V156H141ZM157 157V156H156ZM213 157V156H212ZM244 157H247V156H244ZM250 157V156H249ZM254 157V156H253ZM136 158H137V156H136ZM230 158V157H229ZM233 158H235V157H233ZM238 158V157H237ZM236 158V159H237ZM255 158H257V157H255ZM146 159V158H145ZM203 159H204V156H203ZM123 160V159H122ZM153 160H155V159H153ZM120 161V160H119ZM211 161V160H210ZM219 161V160H218ZM112 162V161H111ZM124 162V161H123ZM127 162V161H126ZM151 162V161H150ZM158 162H159V160H158ZM177 162V161H176ZM177 162V163H178ZM208 162V161H207ZM217 162V161H216ZM220 162V161H219ZM218 162V163H219ZM210 163V162H209ZM221 163V162H220ZM219 163V164H220ZM231 163V162H230ZM240 163V162H239ZM108 164V163H107ZM121 164H122V162H121ZM133 164V163H132ZM153 164V163H152ZM159 164V163H158ZM180 164V165H181ZM210 164H212V162L210 163ZM216 164V163H215ZM229 164V163H228ZM125 165H127V164H125ZM131 165V164H130ZM213 165V164H212ZM220 165H222V164H220ZM120 166V164H119V162L117 161V162H114V163H110V164H108V166L106 167V168H109V170H108V172H107V175L109 176V177H115V178H117V180H121L122 179V170L120 171L119 170V167ZM123 166V165H122ZM142 166V165H141ZM144 166H146L145 164H144ZM174 167H175V165H173ZM181 166V167H182ZM227 166V165H226ZM243 166V165H242ZM147 167V166H146ZM177 167V166H176ZM126 168V167H125ZM129 168V167H128ZM150 168H151V166H150ZM218 168H219V166H218ZM134 169V168H133ZM142 169V168H141ZM143 169H145V168H143ZM229 169V168H228ZM238 169V168H237ZM166 170V169H165ZM210 170V169H209ZM252 170V169H251ZM179 172V171H178ZM205 172V171H204ZM252 173H254V171H251ZM135 174H136V172H134ZM232 173V172H231ZM78 174V173H77ZM99 174V173H98ZM141 174V173H140ZM140 174H138V176H140ZM167 174V173H166ZM176 174H178V173H176ZM205 174V173H204ZM230 174V173H229ZM228 174V175H229ZM237 174V173H236ZM102 175V174H101ZM125 175V174H124ZM132 175H134V174H132ZM188 175V174H187ZM195 175V174H194ZM250 175H252L251 173H250ZM57 176V175H56ZM127 176V175H126ZM184 176H186V174L184 175ZM104 177V176H103ZM128 177V176H127ZM129 177H130V175H129ZM144 177V176H143ZM143 177H140V178H143ZM168 177V176H167ZM183 177V176H182ZM181 177V178H182ZM188 177V176H187ZM234 177V176H233ZM124 178V177H123ZM160 178V177H159ZM169 178V177H168ZM174 178V177H173ZM186 178V177H185ZM191 178H192V176H191ZM194 178V177H193ZM198 178V177H197ZM237 178V177H236ZM154 179V178H153ZM163 179V178H162ZM172 179V178H171ZM184 179V178H183ZM187 179V178H186ZM220 179H221V177H220ZM225 179V178H224ZM26 180V181H25ZM114 180V179H113ZM141 180H144V179H141ZM154 180H156V179H154ZM158 180V179H157ZM179 180H181V181H183L182 179H180L179 178ZM223 180V179H222ZM222 180H220V181H222ZM226 180V179H225ZM63 181V180H62ZM131 181V180H130ZM133 181V180H132ZM204 181V180H203ZM207 181V180H206ZM215 181H219V179L218 180H216L215 179ZM112 182V181H111ZM136 182V181H135ZM172 183H173V181H171ZM170 182V183H171ZM177 182V181H176ZM196 182V181H195ZM213 182V181H212ZM51 183V182H50ZM49 183V184H50ZM185 183V182H184ZM192 183V182H191ZM201 183V182H200ZM219 183V182H218ZM116 184H117V182H116ZM139 184H140V181H139ZM154 184V183H153ZM177 184V183H176ZM183 184V183H182ZM199 184V183H198ZM206 184H208V183H206ZM209 184H211V183H209ZM213 184H215V182H213ZM217 184V183H216ZM243 184V183H242ZM19 185V184H18ZM90 185L92 186V188H90ZM109 185H110V183H109ZM113 185V184H112ZM173 185V184H172ZM185 185V184H184ZM192 185V184H191ZM194 185V184H193ZM206 186V185H205ZM235 186V185H234ZM233 186V187H234ZM240 186V185H239ZM238 186V187H239ZM245 186V185H244ZM228 187H230V186H228ZM227 187V188H228ZM3 188V187H2ZM129 188V187H128ZM144 188V187H143ZM188 188V187H187ZM216 188V187H215ZM132 189V188H131ZM176 189V188H175ZM190 189H192V188H189V191L191 192V190ZM2 190L3 189H0V201H5L4 200V198H3V192H2ZM26 190V189H25ZM102 190V189H101ZM120 190V189H119ZM134 190V189H133ZM132 190V191H133ZM137 191H139L138 189H136ZM135 190V191H136ZM141 190H142V187H141ZM185 190V189H184ZM183 190V191H184ZM193 190H194V188H193ZM131 191V190H130ZM177 191V190H176ZM180 191V190H179ZM188 191V192H189ZM225 191V190H224ZM231 191V190H230ZM25 192H29L28 193V196H35L36 194H37V191L35 190V188L34 187H31V188H29L28 189V191H25ZM48 192V191H47ZM123 192V191H122ZM125 192H126V190H125ZM182 192V191H181ZM180 192V193H181ZM194 192H196V191H194ZM206 192V191H205ZM130 193V192H129ZM170 193H171V191H170ZM212 193V192H211ZM211 193H209V194H211ZM21 194V193H20ZM113 194H115L114 192H113ZM112 194V195H113ZM192 194V193H191ZM195 194V193H194ZM53 195V194H52ZM204 195H207V194H204ZM224 195V194H223ZM245 195V194H244ZM246 195H248V194H246ZM12 196V195H11ZM10 196V197H11ZM27 195H24L23 196V198L24 197H26ZM142 196V195H141ZM170 196V195H169ZM221 196V195H220ZM143 197V196H142ZM166 197H167V195H166ZM173 197V196H172ZM178 197V196H177ZM186 197V196H185ZM203 197V196H202ZM212 197H213V193H212ZM243 197V196H242ZM264 197V196H263ZM21 198H22V196H21ZM49 198V197H48ZM146 198V197H145ZM165 198V197H164ZM179 198V197H178ZM193 198V197H192ZM198 198V197H197ZM42 199V198H41ZM46 199V198H45ZM133 199V198H132ZM167 199V198H166ZM40 200V199H39ZM177 200V199H176ZM187 200V199H186ZM203 200V199H202ZM85 201H86V203H85ZM132 201V200H131ZM141 201V200H140ZM143 201V200H142ZM185 201V200H184ZM183 201V202H184ZM198 201V199L196 200V202ZM200 201V200H199ZM229 201V200H228ZM240 201V200H239ZM177 202V201H176ZM181 202V201H180ZM219 202V201H218ZM227 202V201H226ZM238 202V201H237ZM182 203V202H181ZM190 204H191V202H189ZM223 203H224V201H223ZM172 204V203H171ZM233 204V203H232ZM175 205V204H174ZM185 205V204H184ZM201 205V204H200ZM230 205H231V203H230ZM94 206H96V208L95 209H93L94 208ZM122 206V205H121ZM162 206H163V204H162ZM229 206V205H228ZM123 207V208H122ZM121 208L122 209H124V206H122ZM183 207H185V206H183ZM255 207V206H254ZM100 209V211L102 210V212H97V211H95L96 209ZM120 208V209H121ZM142 208V207H141ZM188 208V207H187ZM205 208V207H204ZM214 207H212L211 209H213ZM217 208V207H216ZM219 208V207H218ZM63 209V208H62ZM119 209V210H120ZM185 209V208H184ZM118 210V211H119ZM138 210V209H137ZM136 210V211H137ZM176 210V209H175ZM187 210V209H186ZM257 210V209H256ZM261 210H263V209H261ZM174 211V210H173ZM189 211V210H188ZM258 211V210H257ZM37 212H39V211H37ZM196 212V211H195ZM225 213V212H224ZM241 213V212H240ZM37 214V213H36ZM205 214V213H204ZM209 215V214H208ZM214 215H216V214H214ZM221 215L222 214H220V218H221ZM240 215H244V213L243 214H240ZM53 216H55V214H49V216H47V214L45 213V220H49V218H52ZM140 216V215H139ZM146 216V215H145ZM150 216V215H149ZM161 216V215H160ZM210 216H211V214H210ZM209 216V217H210ZM239 216V215H238ZM262 216V215H261ZM261 216H260V218H261ZM264 216V215H263ZM262 216V217H263ZM139 218V217H138ZM145 218V217H144ZM144 218H143V220H144ZM146 218H147V216H146ZM153 218V217H152ZM159 218V217H158ZM211 218V217H210ZM223 218V217H222ZM231 218V217H230ZM236 218V217H235ZM246 218V217H245ZM54 219V218H53ZM203 219V218H202ZM201 219V220H202ZM205 219V218H204ZM251 219V218H250ZM257 218H255L254 220H256ZM148 220V219H147ZM152 220V219H151ZM154 220V219H153ZM208 220V219H207ZM233 220V219H232ZM237 220H239V218L237 219ZM236 220V221H237ZM243 220V219H242ZM253 220V219H252ZM251 220V221H252ZM131 221V220H130ZM135 221V220H134ZM133 221V222H134ZM164 221V220H163ZM175 221V220H174ZM196 221H198V220H196ZM230 221V220H229ZM250 221V222H251ZM260 221V220H259ZM138 222V221H137ZM152 222V221H151ZM203 222V221H202ZM234 222V221H233ZM125 223V222H124ZM123 223V224H124ZM134 223H136V222H134ZM133 223V225H135ZM217 223H219V222H215V223H213V224H217ZM222 223H224V222H222ZM256 223V222H255ZM142 224V223H141ZM154 224H156V223H154ZM192 224V223H191ZM202 224V223H201ZM200 224V225H201ZM209 224H210V222H209ZM212 224V223H211ZM225 224H227V221L225 222ZM229 224V223H228ZM239 224V223H238ZM237 224V225H238ZM242 224H244V223H242ZM241 224V225H242ZM34 225V224H33ZM125 225V224H124ZM143 225V224H142ZM141 225V226H142ZM190 225V224H189ZM207 225H208V223H207ZM219 225H221V223L219 224ZM231 225H233V224H231ZM130 226H132V224L130 225ZM140 226V227H141ZM151 226V225H150ZM159 226H160V224H159ZM167 226V225H166ZM172 226V225H171ZM181 227H183L182 225H180ZM192 226V225H191ZM206 226V225H205ZM226 226H229V225H226ZM245 226V225H244ZM144 227H146V226H143V228ZM148 227V226H147ZM170 227V226H169ZM188 227V226H187ZM200 227V226H199ZM235 227V226H234ZM233 227V228H234ZM48 228V227H47ZM125 228V227H124ZM129 228V227H128ZM149 228V227H148ZM207 228H208V226H207ZM144 229H146V228H144ZM183 229V228H182ZM252 229V228H251ZM258 229H260V228H258ZM258 229L257 230H255V231H252V232H254L253 234H255V232L257 233L258 232ZM122 230V229H121ZM163 230V229H162ZM237 230V229H236ZM5 231V230H4ZM8 231V230H7ZM146 231V230H145ZM148 231H150V230H148ZM155 231V230H154ZM156 231H157V229H156ZM178 231H180V230H178ZM182 231V230H181ZM230 231V230H229ZM235 231V230H234ZM250 231V230H249ZM2 232V231H1ZM32 232H34V231H32ZM41 232V231H40ZM143 232V231H142ZM170 232V231H169ZM185 232V231H184ZM188 232H190V231H188ZM216 232V231H215ZM244 233H245V231H243ZM264 233V229H261V233ZM17 233V232H16ZM154 233V232H153ZM160 233V232H159ZM159 233H157V234H159ZM178 233V232H177ZM176 233V234H177ZM36 234V233H35ZM104 234V233H103ZM167 234H170V233H167ZM173 234V233H172ZM203 234V233H202ZM242 234V233H241ZM246 234H247V232H246ZM105 235V234H104ZM166 235V234H165ZM194 235V234H193ZM201 235V234H200ZM248 235V234H247ZM30 236V235H29ZM32 236V235H31ZM167 236V235H166ZM169 236V235H168ZM177 236V235H176ZM179 236V235H178ZM198 236V235H197ZM219 236V235H218ZM226 236V235H225ZM234 236V235H233ZM245 236V235H244ZM199 237V236H198ZM201 237V236H200ZM222 237H224V236H222ZM239 237H241V236H239ZM37 238V237H36ZM170 238V237H169ZM206 238V237H205ZM226 238H228V237H226ZM34 239V238H33ZM135 239V238H134ZM137 239V238H136ZM135 239V240H136ZM204 239V238H203ZM223 240V239H222ZM228 240V239H227ZM233 240H236V239H233ZM244 240V239H243ZM230 241V240H229ZM252 241V240H251ZM250 241V242H251ZM12 242V241H11ZM33 242V241H32ZM231 242V241H230ZM84 243H86V242H84ZM219 243H221V241H219ZM228 243V242H227ZM245 243V242H244ZM187 244V243H186ZM236 244V243H235ZM26 245V244H25ZM61 245V244H60ZM212 245V244H211ZM226 245V244H225ZM225 245H223L224 247H225ZM230 245H231V243H230ZM44 246H47V244L45 245L44 244ZM56 246V245H55ZM59 246V245H58ZM219 246V245H218ZM222 246V245H221ZM234 246V245H233ZM237 246V245H236ZM238 246H241L240 244H238ZM249 246V245H248ZM256 246V245H255ZM39 247V246H38ZM41 247V246H40ZM54 247V246H53ZM145 247V246H144ZM149 247V246H148ZM151 247V246H150ZM188 247V246H187ZM231 247H232V245H231ZM235 247V246H234ZM243 247V246H242ZM253 247V246H252ZM50 248V247H49ZM211 248V247H210ZM228 248V247H227ZM16 249V248H15ZM186 249V248H185ZM184 249V250H185ZM213 249V248H212ZM218 249H220V248H218ZM35 250V249H34ZM44 250H45V248H44ZM153 250H154V248H153ZM202 250V249H201ZM204 250V249H203ZM210 250V249H209ZM207 250V252H208V260H206V262H207V264H219L220 262L221 263H223L224 264V258L222 259V256H221V258H220V254H219V257H215V254L213 253V251L212 250ZM216 250V249H215ZM231 250V249H230ZM160 251V250H159ZM163 251V250H162ZM205 252H206V250H204ZM219 251V250H218ZM137 254H136V253ZM151 252V251H150ZM187 252V251H186ZM196 252V251H195ZM198 252V251H197ZM201 252V251H200ZM146 253V252H145ZM181 253V252H180ZM184 253V252H183ZM194 253V252H193ZM216 253V252H215ZM223 253V252H222ZM41 254H43V251H42V253ZM164 254V253H163ZM4 255H6V253L4 254ZM140 255V254H139ZM155 255H157V254H155ZM183 255V254H182ZM185 255V254H184ZM207 255V254H206ZM142 256V255H141ZM147 256V255H146ZM192 256V255H191ZM227 256V255H226ZM148 257H150V256H148ZM147 257V258H148ZM230 257V256H229ZM238 257V256H237ZM2 258V257H1ZM146 258V257H145ZM156 258H157V256H156ZM161 258V257H160ZM176 258V257H175ZM154 259H155V257H154ZM177 259V258H176ZM175 259V260H176ZM182 259V258H181ZM190 259H191V257H190ZM150 260V259H149ZM152 260V259H151ZM157 260V259H156ZM230 260V259H229ZM228 260V261H229ZM153 261V260H152ZM152 261H150V262H152ZM155 261V260H154ZM190 262V261H189ZM188 261H187V263H189ZM176 263V262H175ZM27 264V263H26ZM28 264H29V262H28ZM152 264H154V263H152Z\"/></svg>",
    "mask_w": 264,
    "mask_h": 264
}]
</instances>
